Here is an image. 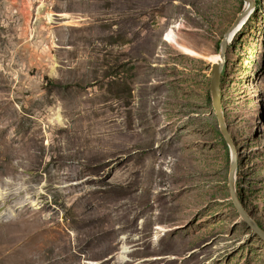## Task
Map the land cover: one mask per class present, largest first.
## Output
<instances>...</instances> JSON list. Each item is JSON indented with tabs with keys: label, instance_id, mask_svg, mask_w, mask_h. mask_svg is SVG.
I'll use <instances>...</instances> for the list:
<instances>
[{
	"label": "rangeland",
	"instance_id": "rangeland-1",
	"mask_svg": "<svg viewBox=\"0 0 264 264\" xmlns=\"http://www.w3.org/2000/svg\"><path fill=\"white\" fill-rule=\"evenodd\" d=\"M244 6L0 0V264H264V0L220 77L244 217L209 89Z\"/></svg>",
	"mask_w": 264,
	"mask_h": 264
},
{
	"label": "water",
	"instance_id": "water-1",
	"mask_svg": "<svg viewBox=\"0 0 264 264\" xmlns=\"http://www.w3.org/2000/svg\"><path fill=\"white\" fill-rule=\"evenodd\" d=\"M246 6L242 8V10L237 14L234 21L230 25V27L224 32L223 37L220 41L219 47V59L211 64L210 69V95H211V102L218 119L219 129L222 133L225 142L227 143L229 150H230V164H229V173L227 179V186L230 194V199L237 209V211L244 217L242 207L237 198V191H236V183H235V174L237 169V151L235 143L227 129L225 124V119L223 117L222 108H221V94H220V77L223 70L226 51L229 42L231 41L232 37L235 33L240 29L241 25L247 19L249 13L251 12L254 6V0H244ZM252 229L257 235L264 241V231L260 229L257 225H252Z\"/></svg>",
	"mask_w": 264,
	"mask_h": 264
},
{
	"label": "bare ground",
	"instance_id": "bare-ground-1",
	"mask_svg": "<svg viewBox=\"0 0 264 264\" xmlns=\"http://www.w3.org/2000/svg\"><path fill=\"white\" fill-rule=\"evenodd\" d=\"M245 6H246V3H245ZM244 6V7H245ZM176 28V27H175ZM178 28H179V26H178ZM166 40L168 41V43H170L171 45H173V46H175V47H177V48H179V49H182V50H184V51H186V52H191V50L189 49V48H187V47H185L184 45H182L181 44V42L177 39V36H176V34L174 33V32H169L168 34H166ZM219 59V56H218V58L216 59V61ZM234 179H235V182H236V180H237V172H236V174H235V177H234Z\"/></svg>",
	"mask_w": 264,
	"mask_h": 264
},
{
	"label": "trees",
	"instance_id": "trees-1",
	"mask_svg": "<svg viewBox=\"0 0 264 264\" xmlns=\"http://www.w3.org/2000/svg\"><path fill=\"white\" fill-rule=\"evenodd\" d=\"M222 74V73H221Z\"/></svg>",
	"mask_w": 264,
	"mask_h": 264
}]
</instances>
